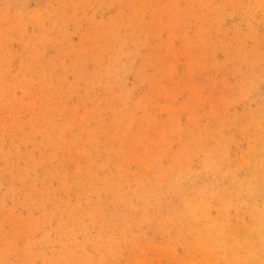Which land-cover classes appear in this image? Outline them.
Here are the masks:
<instances>
[{
  "label": "rangeland",
  "instance_id": "374dc122",
  "mask_svg": "<svg viewBox=\"0 0 264 264\" xmlns=\"http://www.w3.org/2000/svg\"><path fill=\"white\" fill-rule=\"evenodd\" d=\"M0 4V264H264V0Z\"/></svg>",
  "mask_w": 264,
  "mask_h": 264
},
{
  "label": "bare ground",
  "instance_id": "6f19581e",
  "mask_svg": "<svg viewBox=\"0 0 264 264\" xmlns=\"http://www.w3.org/2000/svg\"><path fill=\"white\" fill-rule=\"evenodd\" d=\"M108 1V0H107ZM12 3H13V1H12ZM38 3H40V2H38ZM102 3V2H101ZM84 4V3H83ZM107 4V3H106ZM1 5V4H0ZM11 5V4H10ZM86 5V4H85ZM87 5H88V3H87ZM13 6V5H12ZM14 7V6H13ZM25 9V8H24ZM104 9V8H103ZM57 11V10H56ZM38 13V12H37ZM40 13V12H39ZM21 14V13H20ZM37 15V14H36ZM40 15V14H39ZM21 17V16H20ZM28 18V17H27ZM24 19H25V17H24ZM30 20V19H29ZM18 23V22H17ZM15 24V23H14ZM19 25V24H18ZM20 27V26H19ZM36 28V27H35ZM14 29V28H13ZM15 30H16V28H15ZM18 31V30H17ZM20 32V31H19ZM35 32H36V30H35ZM108 33V32H107ZM144 33V32H143ZM16 35V34H15ZM17 35H18V32H17ZM20 36V35H19ZM39 36V35H38ZM59 36V35H58ZM139 36H141V35H139ZM138 36V37H139ZM2 37V36H1ZM1 37H0V39H1ZM131 37V36H130ZM129 37V38H130ZM109 38V37H108ZM3 39V38H2ZM101 39V38H100ZM114 38H112V40H113ZM42 40V39H41ZM2 41V40H1ZM55 41V40H54ZM5 42H6V40H5ZM112 42V41H111ZM43 43V42H42ZM116 43V42H115ZM4 44V43H3ZM112 44V43H111ZM110 44V45H111ZM116 45V44H115ZM6 46V45H5ZM8 46V45H7ZM6 46V47H7ZM1 47V46H0ZM3 47V46H2ZM5 51H6V49H5ZM91 51H93V50H91ZM3 52V51H2ZM11 54V53H10ZM3 55H5V54H3ZM133 55V54H132ZM11 57V56H10ZM132 57V56H131ZM1 58V57H0ZM4 60V59H3ZM7 60V59H6ZM105 60V59H104ZM119 63V62H118ZM100 64V63H99ZM3 67V66H2ZM96 75V74H95ZM100 75V74H99ZM5 78V77H4ZM248 79V78H247ZM112 82V81H111ZM88 85V84H87ZM99 87V86H98ZM100 88V87H99ZM122 94V93H121ZM112 95V94H111ZM116 96V95H115ZM118 98V97H117ZM114 101V100H113ZM114 103V102H113ZM116 104V103H115ZM127 105H129V104H127ZM125 108V107H124ZM258 126V125H257ZM256 128V127H255ZM254 129V128H253ZM257 129V128H256ZM223 132V131H222ZM203 140V139H202ZM214 144H215V142H214ZM249 144V143H248ZM255 144V143H254ZM258 144V143H257ZM242 145V144H241ZM189 146V145H188ZM256 146V145H255ZM258 146V145H257ZM196 148V147H195ZM227 150V149H226ZM195 151V150H194ZM203 151H204V149H203ZM198 152V151H197ZM185 153V152H184ZM196 153V152H195ZM202 153V152H201ZM211 154V153H210ZM213 154H214V152H213ZM215 155V154H214ZM256 155V154H255ZM236 157V156H235ZM243 157H244V155H243ZM242 157V158H243ZM203 158V157H202ZM199 159V158H198ZM238 159V158H237ZM246 159V158H245ZM256 159V158H255ZM257 160V159H256ZM179 163V162H178ZM189 163V162H188ZM244 163V162H243ZM186 164V163H185ZM218 164V163H217ZM242 165V164H241ZM168 166V165H167ZM171 167V166H170ZM169 167V168H170ZM250 168V167H249ZM248 168V169H249ZM121 171V170H120ZM244 172V171H243ZM241 173V172H240ZM237 174V173H236ZM212 175V174H211ZM215 175V174H214ZM114 176H115V174H114ZM210 176V175H209ZM116 177V176H115ZM200 177V176H199ZM214 178V177H213ZM109 179V178H108ZM116 179V178H115ZM114 179V180H115ZM89 180V179H88ZM206 181V180H205ZM259 184V183H258ZM193 185V184H192ZM131 186V185H130ZM219 186V185H218ZM181 187V186H180ZM163 188V187H162ZM249 190V189H248ZM102 191V190H101ZM101 194V193H100ZM156 195V194H155ZM83 196V195H82ZM115 196V195H114ZM128 196V195H127ZM84 197V196H83ZM86 197V196H85ZM88 198V197H87ZM102 198V197H101ZM161 198V197H160ZM164 199V198H163ZM161 200V199H160ZM232 200V199H231ZM165 201V200H164ZM161 203V202H160ZM95 204V203H94ZM149 205V204H148ZM188 205V204H187ZM89 206H91V205H89ZM88 206V207H89ZM149 206H151V205H149ZM154 206V205H153ZM183 206V205H182ZM118 207V206H117ZM79 208H80V206H79ZM111 208V207H110ZM119 208V207H118ZM195 208V207H194ZM215 208V207H214ZM148 209V208H147ZM218 209V208H217ZM78 210V209H77ZM146 210V209H145ZM214 210V209H213ZM232 210V209H231ZM68 211V210H67ZM132 211V210H131ZM190 211V210H189ZM215 211V210H214ZM73 212V211H72ZM79 212V211H78ZM237 212V211H236ZM59 213V212H58ZM127 213V212H126ZM134 214V213H133ZM95 215V214H94ZM64 217V216H63ZM200 218V217H199ZM212 218V217H211ZM216 218V217H215ZM214 218V219H215ZM84 219V218H83ZM172 219V218H171ZM263 219V218H262ZM151 220V219H150ZM212 220V219H211ZM100 221V220H99ZM176 221V220H175ZM174 221V222H175ZM196 221V220H195ZM177 222V221H176ZM112 223V222H111ZM125 223V222H124ZM175 224V223H174ZM132 225V224H131ZM104 226V225H103ZM133 226H134V224H133ZM261 227V226H260ZM210 228V227H209ZM225 228V227H224ZM249 229V228H248ZM109 230V229H108ZM140 230V229H139ZM151 232V231H150ZM171 232V231H170ZM223 232V231H222ZM247 232V231H246ZM241 233V232H240ZM158 234V233H157ZM164 234V233H163ZM253 234V233H252ZM244 235V234H243ZM254 235V234H253ZM128 236V235H127ZM168 236H170V235H168ZM250 236V235H249ZM231 237V236H230ZM255 238V237H254ZM224 239V238H223ZM131 240V239H130ZM207 240V239H206ZM105 241V240H104ZM103 241V242H104ZM179 241V240H178ZM114 242V241H113ZM195 242V241H194ZM264 247V246H263ZM236 250V249H235ZM47 253V252H46ZM109 256V255H108ZM258 256H260V255H258ZM194 259V258H193Z\"/></svg>",
  "mask_w": 264,
  "mask_h": 264
}]
</instances>
